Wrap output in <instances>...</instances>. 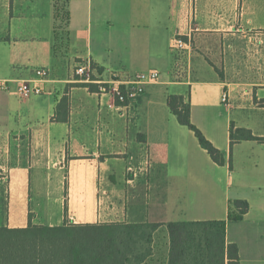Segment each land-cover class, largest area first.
<instances>
[{
  "label": "crops",
  "instance_id": "obj_1",
  "mask_svg": "<svg viewBox=\"0 0 264 264\" xmlns=\"http://www.w3.org/2000/svg\"><path fill=\"white\" fill-rule=\"evenodd\" d=\"M175 35L191 42L182 80L171 75ZM263 40L264 0H0V227L162 224L151 259L165 264L166 224L224 221L242 200L249 210L226 242L239 264H264V142L229 140L231 124L264 139V82L248 80ZM84 61L102 80L160 79L118 106L75 76ZM39 68L44 93L20 99L16 83ZM172 95L224 165L171 114ZM64 96L68 120L55 122Z\"/></svg>",
  "mask_w": 264,
  "mask_h": 264
},
{
  "label": "trees",
  "instance_id": "obj_2",
  "mask_svg": "<svg viewBox=\"0 0 264 264\" xmlns=\"http://www.w3.org/2000/svg\"><path fill=\"white\" fill-rule=\"evenodd\" d=\"M98 72H101L99 69ZM90 92L98 87L83 84ZM167 106L177 122L193 132L199 146L217 165H224L223 154L191 122L190 103L182 96L167 98ZM69 102L62 97L53 120L67 122ZM230 148L241 141L264 142L250 130L229 131ZM246 201L229 202L224 221L170 222L165 225L168 254L165 264H239L238 249L226 242V226L243 220L248 212ZM163 226L156 223L33 225L25 228L0 227V264H160L153 263L154 234Z\"/></svg>",
  "mask_w": 264,
  "mask_h": 264
},
{
  "label": "built area",
  "instance_id": "obj_3",
  "mask_svg": "<svg viewBox=\"0 0 264 264\" xmlns=\"http://www.w3.org/2000/svg\"><path fill=\"white\" fill-rule=\"evenodd\" d=\"M172 57L171 75L176 80H182L186 77L189 70L188 53L191 48L189 39H184L182 35H175L170 44ZM75 76L84 84H92L98 87L96 93L109 95L118 106H133L136 100L143 94L145 88L159 82L160 72L158 70H149L130 76L128 79H121L115 74L110 78L102 80L96 72V68L88 61L76 66ZM48 70L39 68L32 72V75L16 83L15 93L20 99L30 96H40L45 91L47 83ZM0 90H8V82L0 80ZM228 96L223 92L221 103H227Z\"/></svg>",
  "mask_w": 264,
  "mask_h": 264
},
{
  "label": "rangeland",
  "instance_id": "obj_4",
  "mask_svg": "<svg viewBox=\"0 0 264 264\" xmlns=\"http://www.w3.org/2000/svg\"><path fill=\"white\" fill-rule=\"evenodd\" d=\"M257 53L256 58L254 59H249L248 64H249V69L250 74L248 76V80L250 81H261L264 82V40L262 42L258 43V46L256 47ZM161 236H158L159 242L161 243ZM158 241L156 240V245H158Z\"/></svg>",
  "mask_w": 264,
  "mask_h": 264
}]
</instances>
